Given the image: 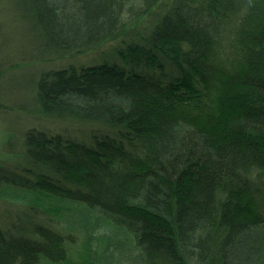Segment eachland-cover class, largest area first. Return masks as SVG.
<instances>
[{
    "label": "trees",
    "instance_id": "16d2710c",
    "mask_svg": "<svg viewBox=\"0 0 264 264\" xmlns=\"http://www.w3.org/2000/svg\"><path fill=\"white\" fill-rule=\"evenodd\" d=\"M20 3L38 61L61 63L29 113L58 128H29L19 170L0 166V197L24 207L3 208L0 264L70 262L53 200L146 264H264V0Z\"/></svg>",
    "mask_w": 264,
    "mask_h": 264
},
{
    "label": "rangeland",
    "instance_id": "374dc122",
    "mask_svg": "<svg viewBox=\"0 0 264 264\" xmlns=\"http://www.w3.org/2000/svg\"><path fill=\"white\" fill-rule=\"evenodd\" d=\"M30 27L20 0H0V67L3 71L0 78V166L7 169L19 170L22 160L17 155L23 151L24 135L29 128H58L56 121L29 113L35 109L37 83L47 72L57 70L58 63L61 65L57 60L38 61L41 54L30 35ZM86 59L78 60L86 62ZM62 129L76 138L82 136L79 133L82 131L75 126ZM22 204L0 197V220L8 214L6 208L20 215L24 209ZM61 205L68 208L69 213L57 214V207ZM46 211L60 227L75 231L77 242L68 245L70 262L67 264H146L143 253L128 233L87 207L53 200ZM42 264L51 262L44 260Z\"/></svg>",
    "mask_w": 264,
    "mask_h": 264
}]
</instances>
